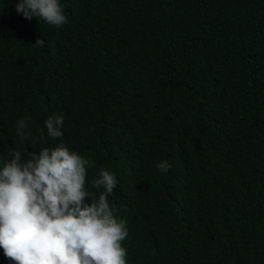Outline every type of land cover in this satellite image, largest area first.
I'll return each instance as SVG.
<instances>
[{
    "label": "trees",
    "instance_id": "16d2710c",
    "mask_svg": "<svg viewBox=\"0 0 264 264\" xmlns=\"http://www.w3.org/2000/svg\"><path fill=\"white\" fill-rule=\"evenodd\" d=\"M18 2L0 0V167L29 118L37 153L92 162L93 199L101 168L117 179L126 264H264V0H58L60 27Z\"/></svg>",
    "mask_w": 264,
    "mask_h": 264
},
{
    "label": "clouds",
    "instance_id": "9594fccd",
    "mask_svg": "<svg viewBox=\"0 0 264 264\" xmlns=\"http://www.w3.org/2000/svg\"><path fill=\"white\" fill-rule=\"evenodd\" d=\"M25 19L40 18L49 25L67 23L58 0H19L15 6ZM33 47H43L37 39ZM63 115L53 114L44 124L49 137H62ZM31 121L16 125L20 150H10L0 167V248L15 264H126V222L118 220L109 197L117 186L115 176L103 168L93 188H103L98 199L85 190L87 168L92 162L70 152L61 142L55 149L37 153ZM25 142L33 151L28 152ZM27 153V160L22 154ZM172 165L160 161L163 173ZM86 197L90 203L86 202Z\"/></svg>",
    "mask_w": 264,
    "mask_h": 264
}]
</instances>
